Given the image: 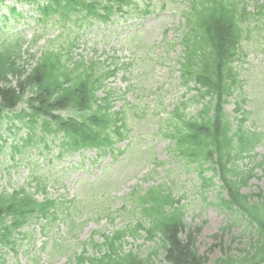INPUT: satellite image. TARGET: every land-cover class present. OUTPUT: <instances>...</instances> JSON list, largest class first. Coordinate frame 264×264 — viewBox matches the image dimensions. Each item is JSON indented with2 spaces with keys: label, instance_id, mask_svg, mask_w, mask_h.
<instances>
[{
  "label": "rangeland",
  "instance_id": "1",
  "mask_svg": "<svg viewBox=\"0 0 264 264\" xmlns=\"http://www.w3.org/2000/svg\"><path fill=\"white\" fill-rule=\"evenodd\" d=\"M13 3L22 11V16H12L8 21L0 18V26L4 27V34L7 36L20 33L30 38L40 27L36 23L37 13L32 5L16 0H7L6 5ZM153 3V12L146 18H116L108 24L98 23L87 27L85 32H81L74 51L77 56L82 54L94 60L98 57L104 60L108 56H117L131 67L129 73L119 71L106 85L115 90L112 99L117 107L129 110L136 104L146 110V117L130 121V137L122 145L119 144L118 150L113 154L100 156L97 150L87 149L56 159L57 148L53 146L49 151L40 152L41 145L40 148L26 149L22 154H12L7 146L0 154V191L3 187L9 191L19 189L37 176L46 181L51 197L76 199L78 207L72 231L74 235L67 236L63 253L52 255L50 248L57 235L66 237L67 223L60 224L59 229L55 227L49 230L48 239L41 234L39 224L34 222L29 229H36L35 247L33 252H23L19 256L20 264H34L31 257H34V252H38V247L45 241L49 243L48 248L44 252L40 251L39 264H69L67 256L70 253H80L84 248L92 255V248L85 244L92 236L95 241L103 242V233L130 228V223L134 224L141 217L140 214L119 211L123 198H127L134 189L166 182H169L176 197L183 199L185 221L189 225L203 227L197 237V246L212 261L225 252L237 253L247 246L246 242H250L251 234L248 230L243 237H237L232 242V236L245 231L246 223L220 202L218 187L201 191L199 172L183 166L178 158L170 154V142L156 131L158 116L152 109L154 100L160 99L166 106V111L185 94L190 96L193 92L187 93L181 85L178 71L182 54L181 31L178 27L182 20L176 6L180 0H168L165 9H162V1L156 0ZM254 5L251 1L248 9L254 11ZM1 10L8 12L4 6ZM254 25L255 23L251 29ZM58 31V28L48 27L44 31L47 34L45 38L53 37ZM44 42V39L40 40L31 51L39 50ZM243 51L244 54L237 62L243 88L239 91V96L237 93L229 99L227 113L236 124L234 117L240 115L235 110L239 100L247 111L246 125L264 132V38L258 31L250 33V39L243 44ZM101 66L105 68V64L101 63ZM99 95H104L102 90ZM199 109L198 105H190L188 111L196 114ZM3 135L7 137L8 134ZM263 159L264 137L249 157L237 162L245 175L253 168L243 192L254 193L256 198L264 195V162L259 164ZM156 161L166 162L156 168ZM205 175H211V172L207 171ZM216 181L220 183L218 179ZM38 197L42 199L43 196L38 194ZM98 197L105 198L96 205L95 199ZM101 206L111 209L109 215H101ZM229 223L232 225L231 233L214 236L221 227ZM124 246L125 249L131 248L138 252L141 257L151 255L154 264H164L163 249L159 246L158 239H148L144 231L133 237L129 235ZM21 249L26 247L22 246ZM13 255H7L10 264H19Z\"/></svg>",
  "mask_w": 264,
  "mask_h": 264
},
{
  "label": "trees",
  "instance_id": "2",
  "mask_svg": "<svg viewBox=\"0 0 264 264\" xmlns=\"http://www.w3.org/2000/svg\"><path fill=\"white\" fill-rule=\"evenodd\" d=\"M48 1V5L39 7L44 17L56 14L67 19L76 14L80 20L101 18L99 8L102 4L94 0ZM102 1L106 2L103 8L108 9L114 0ZM186 3L185 21L182 23L181 78L189 90L190 84L194 83L195 94L172 109L165 129L173 131L169 135L175 142L173 149L189 163L198 162L201 167L202 162L211 164L210 169L214 174L210 178V185H215L214 179L219 177L220 189L227 193L223 195L221 191L219 198L228 209L237 207V212L247 216V223L252 229L248 248L242 249L246 251L243 256L219 258L213 264H264V199L261 197L255 201L253 195L241 191L252 173L242 175L235 163L255 147L260 133L244 127L246 117L240 119L234 129L224 108L227 99L240 87L234 63L240 56L242 41L249 38L248 27H244L246 9L240 5V0H186ZM258 10V26L264 34V2ZM22 47L21 41H17L16 44L0 48V117L5 109L15 108L29 92V113L23 111L19 114L24 117L27 113L33 117L31 128L34 133L40 131L47 148L50 147V137L55 136L56 139L63 133L58 145L59 157L83 148H98L104 154L126 137L124 128L127 123L118 124L123 114L113 110L110 96L100 99L96 95L104 78L114 75L115 71L96 77L98 67L94 62L90 65L79 62L71 67L67 62L72 57L65 59L57 48L49 49L48 45L45 48L47 51L33 66L30 58L35 59V55L24 59ZM13 80L17 81V86L13 85ZM193 103L202 104L196 116H190L187 111ZM63 110L69 113L67 117L58 113ZM238 110H241V106ZM14 150L20 151L18 147H14ZM36 180V188L44 191L45 186L42 187L41 181ZM160 193L150 191L140 197L141 201L136 199V204L145 206L148 200H152L154 205L150 209L154 213L156 202L163 197ZM32 195L27 187L12 194L6 191L0 193V244L13 251L17 250L19 240L16 234L27 236L21 229H25L33 219L41 221V218L49 226L52 216L61 207V204L56 205L50 199L39 202ZM163 199L169 203L173 201L170 195ZM144 210L147 216V209ZM157 215L148 231L152 235L161 233L165 264H210L209 257L197 247V236L202 227L186 231L182 215L177 210L169 213L160 210ZM140 227L137 226L136 230ZM227 230V226L220 229L225 234ZM234 240L232 236V242ZM114 242V239L108 241L112 253L91 261L94 264H153L149 257L142 259L134 253L117 255ZM73 256L76 261L86 259L84 255L74 254L70 256V261ZM5 262V258L0 259V264Z\"/></svg>",
  "mask_w": 264,
  "mask_h": 264
}]
</instances>
